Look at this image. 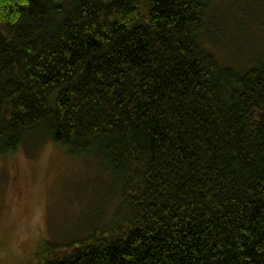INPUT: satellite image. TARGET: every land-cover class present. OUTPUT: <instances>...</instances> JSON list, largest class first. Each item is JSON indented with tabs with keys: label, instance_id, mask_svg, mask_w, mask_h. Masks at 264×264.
<instances>
[{
	"label": "trees",
	"instance_id": "16d2710c",
	"mask_svg": "<svg viewBox=\"0 0 264 264\" xmlns=\"http://www.w3.org/2000/svg\"><path fill=\"white\" fill-rule=\"evenodd\" d=\"M209 2L0 0V156L49 140L114 180L36 264H264V43L220 58Z\"/></svg>",
	"mask_w": 264,
	"mask_h": 264
},
{
	"label": "rangeland",
	"instance_id": "374dc122",
	"mask_svg": "<svg viewBox=\"0 0 264 264\" xmlns=\"http://www.w3.org/2000/svg\"><path fill=\"white\" fill-rule=\"evenodd\" d=\"M208 6L216 54L248 66L246 58L264 43V0H210ZM101 167L49 140L0 156V264H36L46 241L80 237L91 223L108 220L114 180Z\"/></svg>",
	"mask_w": 264,
	"mask_h": 264
}]
</instances>
